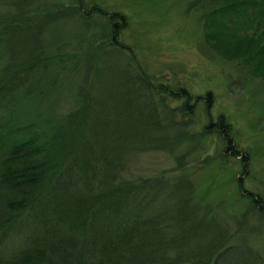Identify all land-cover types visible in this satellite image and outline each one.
<instances>
[{"label":"trees","instance_id":"16d2710c","mask_svg":"<svg viewBox=\"0 0 264 264\" xmlns=\"http://www.w3.org/2000/svg\"><path fill=\"white\" fill-rule=\"evenodd\" d=\"M32 3L10 0L14 14L0 32L1 41L9 30L34 27L37 42L14 67L18 71L0 65V112L9 115L0 123V264H252L230 235L210 223L193 200L189 179L119 178L124 157L143 151H180V163L213 126L245 171L248 157L232 145L222 119L191 132L194 104L187 92L157 84L131 52L102 42L105 34L88 37L95 20L90 11L83 16L82 1L70 11L55 9L60 24L72 17L81 21L82 37L50 44L42 41L48 14L29 17ZM191 7L200 11L210 49L212 30L246 37L243 12L262 18L264 0H191ZM238 22L243 25L234 29ZM257 26L254 44L228 60L246 67L247 74L264 68V26ZM103 54L111 59L106 65ZM50 80L60 81L57 98L70 87L64 110L61 97L53 104ZM23 91L35 93L36 104H16L24 101L17 98ZM177 96L189 105L172 106ZM252 205L263 217L264 199L256 196Z\"/></svg>","mask_w":264,"mask_h":264},{"label":"rangeland","instance_id":"374dc122","mask_svg":"<svg viewBox=\"0 0 264 264\" xmlns=\"http://www.w3.org/2000/svg\"><path fill=\"white\" fill-rule=\"evenodd\" d=\"M81 1L85 5L81 8L83 16L85 11H90L95 20L88 37L90 33V38L105 34L102 42L114 41L118 47L131 52L147 73L155 77L157 84L184 89L194 104L188 118L193 126L191 132L198 131L209 121L218 124L220 118L224 122L221 128L228 133L232 145L248 157L243 171L240 160L226 149L222 136L212 132L218 130L213 126L211 133L201 137L197 147L180 163L176 161L180 151H143L124 157L119 178L136 181L161 175L168 179L178 176L189 179L193 200L211 216L210 223H216L230 235V243L243 250V257L253 259L252 264H264V215L258 214L252 205L254 197L264 199V68L247 74L246 67L243 69L236 61H228L234 51L243 48L246 51L254 44L257 25L264 26V13L258 18L254 11L249 15L243 12V24L249 31L243 38L236 39V35L221 30L210 31L214 35L211 37L214 46L208 49L198 21L200 11L189 8L191 0H33L27 12L29 17H35L34 12L39 16L48 14L49 28L42 37L43 42L70 40L73 43L82 37L79 34L83 27L79 24L81 21L72 17L60 24L56 11L58 6L70 11L68 7H77V2ZM9 2L0 0V32L3 20L14 14ZM40 2L43 4L39 5ZM46 19L44 16L39 22L46 23ZM243 24L238 22L232 27L236 29ZM104 26L108 28L106 32H103ZM26 27L1 35L0 65H7L9 71H18L20 68L15 70L14 67L22 64L37 43L35 28ZM66 49L71 51L68 46ZM103 56L106 65L111 59ZM28 58L34 60L32 56ZM106 71L104 69L103 77ZM47 76H55V70H50ZM59 83V80L49 81L53 104L61 97L62 110L70 103V87L60 89L57 98ZM207 92L210 93L209 104ZM36 97L35 93L26 95L23 91L17 98L24 101L16 104H36ZM190 101L177 96L171 105H189ZM7 120L9 115L0 112V123Z\"/></svg>","mask_w":264,"mask_h":264},{"label":"flooded vegetation","instance_id":"af4514ba","mask_svg":"<svg viewBox=\"0 0 264 264\" xmlns=\"http://www.w3.org/2000/svg\"><path fill=\"white\" fill-rule=\"evenodd\" d=\"M112 26H113V27L115 26V23H114V22L112 23Z\"/></svg>","mask_w":264,"mask_h":264}]
</instances>
